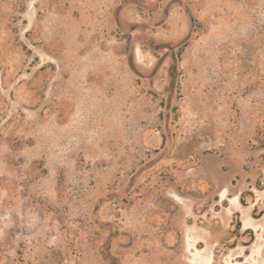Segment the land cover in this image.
I'll use <instances>...</instances> for the list:
<instances>
[{"label": "rangeland", "instance_id": "obj_1", "mask_svg": "<svg viewBox=\"0 0 264 264\" xmlns=\"http://www.w3.org/2000/svg\"><path fill=\"white\" fill-rule=\"evenodd\" d=\"M0 264H264V0H0Z\"/></svg>", "mask_w": 264, "mask_h": 264}, {"label": "trees", "instance_id": "obj_2", "mask_svg": "<svg viewBox=\"0 0 264 264\" xmlns=\"http://www.w3.org/2000/svg\"><path fill=\"white\" fill-rule=\"evenodd\" d=\"M236 229L239 230L240 229V223L238 222L237 225H236ZM246 233L248 234H251L252 235V232L251 231H247Z\"/></svg>", "mask_w": 264, "mask_h": 264}]
</instances>
